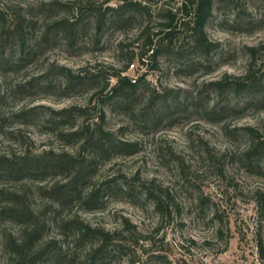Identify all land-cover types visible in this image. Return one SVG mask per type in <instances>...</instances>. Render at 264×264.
I'll use <instances>...</instances> for the list:
<instances>
[{
	"label": "rangeland",
	"instance_id": "374dc122",
	"mask_svg": "<svg viewBox=\"0 0 264 264\" xmlns=\"http://www.w3.org/2000/svg\"><path fill=\"white\" fill-rule=\"evenodd\" d=\"M87 1L101 11L107 5L104 0H0V154L50 148L74 152L77 144L56 136L65 124L54 125L50 110L88 105L89 118L96 119L98 98L91 94L113 68L133 78L145 74L130 109L104 103V126L118 138L137 141L135 153L98 159L87 183L97 187L110 178L126 180L136 186L137 197L115 191L94 209L72 201L62 215L121 230L127 248L113 264H264V150L251 152L257 137L264 140V71L254 67L263 83L253 93L208 84L241 76L248 67V46L259 47L257 64L264 61V0H215L205 31L218 48L203 56L178 38L173 50L153 63L138 60L140 28L148 24L152 31L157 8L179 0H158L147 12L114 19L100 30L94 14L78 6ZM60 18H81L75 42L52 27ZM57 66L74 73L95 71L99 77L71 85ZM108 80L111 84L114 78ZM152 89L159 96L147 108ZM30 108L33 116L18 114ZM144 183L168 194L169 215L141 192ZM29 186L28 200L44 205ZM20 229L0 219V264L7 256L1 246L4 233L16 237Z\"/></svg>",
	"mask_w": 264,
	"mask_h": 264
},
{
	"label": "trees",
	"instance_id": "16d2710c",
	"mask_svg": "<svg viewBox=\"0 0 264 264\" xmlns=\"http://www.w3.org/2000/svg\"><path fill=\"white\" fill-rule=\"evenodd\" d=\"M107 4L105 10L94 8L91 2L79 4L94 14L96 30H100L107 22L114 19L129 20L134 12H147L158 0H115L114 6ZM174 6L162 5L157 8L158 21L152 29L144 24L139 31L141 50L137 55L141 63L156 61L159 54L173 50L174 40L180 43L188 41L193 51L209 55L218 48L219 43L208 38L205 24L212 15L215 0H179ZM107 10L112 13L107 15ZM81 18L68 20L60 18L52 24L64 31L70 43L76 41L82 29ZM20 29V23L14 26ZM183 33V34H182ZM179 45L177 51L182 48ZM250 58L246 71L234 79H214L208 84L220 91L232 88L236 92H254L260 89L263 80L256 78V69L262 67L264 61L257 64L258 46L247 47ZM264 50V47H263ZM134 56H130L131 62ZM128 64V63H127ZM258 66V67H257ZM155 68V64H151ZM68 84L82 85L86 81L94 82L99 75L95 71L74 73L65 66H57ZM110 76L101 87H95L92 96L98 98L97 117L89 118L88 105H71L57 110H50L54 125L62 123L56 136L67 145L77 144L74 152L68 150L56 151L45 149L39 152L21 150L0 154V219L21 227L16 237L12 233L5 234L1 246L7 252L4 264H113L116 258L125 253L126 238L121 230H107L99 226H91L74 215H62L63 209L72 201L82 202L86 209L99 207L104 196L115 191H121L128 198H136V186L128 181L110 178L99 186H88L89 179L98 159H109L113 155H130L135 153L138 142L118 138L117 132L106 128L105 101L124 110L131 108L136 100L140 82L145 74L136 78L122 74V70L113 68ZM114 78L110 84V78ZM159 93L152 89L148 95V106L155 104ZM264 98L262 93L261 98ZM100 102V103H99ZM143 108V112H144ZM19 115L33 116V108L23 110ZM145 115V114H143ZM154 117L155 116H151ZM79 119V122H77ZM72 120V122H69ZM77 122V124H76ZM253 131L252 128H248ZM10 134L12 132H9ZM264 150V140L257 137L252 148L254 151ZM49 184H44L48 182ZM39 197L45 199V204L34 206L28 198L32 187ZM141 192L151 198L162 215L170 214L168 194L151 184L139 186ZM55 231L51 236L50 232ZM83 249L82 254H77ZM131 264V261L125 262Z\"/></svg>",
	"mask_w": 264,
	"mask_h": 264
}]
</instances>
